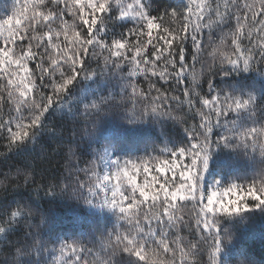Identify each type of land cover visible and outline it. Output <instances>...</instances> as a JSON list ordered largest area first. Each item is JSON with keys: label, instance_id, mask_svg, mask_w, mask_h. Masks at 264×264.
I'll use <instances>...</instances> for the list:
<instances>
[{"label": "snow or ice", "instance_id": "6c2138e0", "mask_svg": "<svg viewBox=\"0 0 264 264\" xmlns=\"http://www.w3.org/2000/svg\"><path fill=\"white\" fill-rule=\"evenodd\" d=\"M226 29L231 51L214 48L206 75L203 34L207 31L211 41ZM225 38L220 37L221 45ZM106 72L123 77L122 100L128 97L133 107L145 104L135 119L167 118L183 125L185 139L155 156L114 160L102 179L71 162L76 153L70 142L65 179L84 171L98 181L71 180V195L115 209L119 223L95 240H61L49 247L40 238L42 219L34 224V210L16 201L14 211L6 205L0 212V264H190L189 257H198L197 264H217L220 220L264 209V91L239 81L222 87L215 79L248 72L264 77V0H186L163 13L154 11V0H15L12 13L0 19V101L6 93L9 105L6 113L0 107L4 158L40 131L57 142L59 130L44 124L50 106L75 81ZM138 77L147 81L146 92L137 86ZM96 108L88 106L83 115L93 117ZM177 110L180 115L173 114ZM220 145L236 150L251 179L204 194L201 181ZM21 178L24 186L37 184L34 168L17 170L16 179ZM58 185L59 180L49 184L45 194ZM69 187L65 183L60 192ZM179 203L191 206V219L176 215ZM185 229L188 244L180 235ZM37 256L41 259L34 260Z\"/></svg>", "mask_w": 264, "mask_h": 264}, {"label": "trees", "instance_id": "16d2710c", "mask_svg": "<svg viewBox=\"0 0 264 264\" xmlns=\"http://www.w3.org/2000/svg\"><path fill=\"white\" fill-rule=\"evenodd\" d=\"M14 3L15 0H0V19L12 13ZM184 3L186 0H154V11L171 12L172 8L182 7ZM67 19L71 21V17ZM228 32L226 29L224 33H218L211 41L207 31L203 34L206 47L202 63L206 75L208 65L213 63L211 53L214 48L218 51H231ZM221 36L226 37L223 45L220 44ZM106 39L111 42L110 36ZM188 63L192 64L191 57ZM92 66L95 67L94 61ZM30 68L34 69L35 63ZM200 68L201 63H197V72ZM215 79L221 82L222 87L239 81L242 85L264 91V77L258 73H235L231 76H216ZM137 81V86L146 92L148 85L144 77H138ZM3 82L6 83V80ZM123 85L124 79L120 74L108 72L75 81L63 98L50 106L44 117L45 125L59 130L60 135L55 138L57 142H53V137L48 133L40 131L33 142L9 153L7 158L3 156L7 149L0 147V212L6 205H11L9 211H14L16 201L28 204L36 213L33 223L40 224L42 219L40 238L49 242V247L51 243L61 240H95L101 233L112 231L119 223L115 209L103 207L95 199L87 203L84 199L71 195V180L79 179L93 185L98 181L96 175L91 172L86 175L84 171H73L72 177L65 179L68 178L67 146L70 142L73 143L76 153L71 157V162L74 164L79 161L80 169H92L102 179L103 173L111 170L114 160L155 156L159 154V149L172 147L185 139L183 125L178 127L167 118L148 115L141 120L135 119L143 112L145 104L138 103L133 107V101L128 97L122 100ZM45 90L51 94L50 89ZM204 90L207 91L206 85ZM128 93L130 95L131 89H128ZM152 95L155 96V92ZM92 104H96L97 108L92 110L93 117L86 118L83 113ZM0 107L3 112L8 111L6 93L3 94ZM173 114L180 115L178 110ZM4 144L6 141L0 140V145ZM235 151L223 145L213 148L204 181H201L204 194L210 189L219 190L234 183L244 184L251 179L249 169L242 160L235 157ZM93 161L96 163H92ZM26 168L35 169L36 185L24 186L22 178L16 179L17 170ZM137 179L142 181L140 176ZM57 180L59 185L56 192L46 195V191H50L47 186L57 183ZM65 183H69V191L60 192ZM190 211L191 206L182 203L177 204L175 209L176 215H183L186 220L191 219L188 215ZM20 228L27 230L24 221H21ZM219 232L222 242L217 264H240L241 261L244 264H264V209L253 208L239 217L222 218ZM225 233L228 237L226 241L223 239ZM180 235L185 238L184 243L188 244L191 239L188 231L185 229ZM174 236L173 233L169 239H174ZM33 259L41 258L37 256ZM168 259H172L171 254ZM198 259L189 257L190 264H197Z\"/></svg>", "mask_w": 264, "mask_h": 264}, {"label": "rangeland", "instance_id": "374dc122", "mask_svg": "<svg viewBox=\"0 0 264 264\" xmlns=\"http://www.w3.org/2000/svg\"><path fill=\"white\" fill-rule=\"evenodd\" d=\"M202 181H204V179H202ZM203 187V184H201V188ZM210 191H214L212 189H210ZM209 211H211V209H209Z\"/></svg>", "mask_w": 264, "mask_h": 264}]
</instances>
